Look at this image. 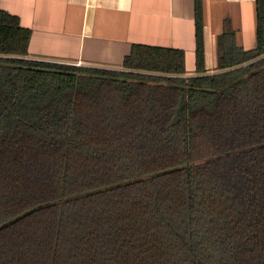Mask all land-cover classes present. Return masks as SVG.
<instances>
[{
	"label": "trees",
	"instance_id": "trees-1",
	"mask_svg": "<svg viewBox=\"0 0 264 264\" xmlns=\"http://www.w3.org/2000/svg\"><path fill=\"white\" fill-rule=\"evenodd\" d=\"M133 44L122 69L25 58L0 9V264H264V0L207 73Z\"/></svg>",
	"mask_w": 264,
	"mask_h": 264
},
{
	"label": "crops",
	"instance_id": "crops-1",
	"mask_svg": "<svg viewBox=\"0 0 264 264\" xmlns=\"http://www.w3.org/2000/svg\"><path fill=\"white\" fill-rule=\"evenodd\" d=\"M0 9L29 29L26 59L122 69L132 45L146 44L183 50L185 76L195 74L193 0H0ZM202 15L207 73L217 72L226 20L238 46H255V0H202Z\"/></svg>",
	"mask_w": 264,
	"mask_h": 264
},
{
	"label": "rangeland",
	"instance_id": "rangeland-1",
	"mask_svg": "<svg viewBox=\"0 0 264 264\" xmlns=\"http://www.w3.org/2000/svg\"><path fill=\"white\" fill-rule=\"evenodd\" d=\"M192 72V70H187V73H191Z\"/></svg>",
	"mask_w": 264,
	"mask_h": 264
}]
</instances>
